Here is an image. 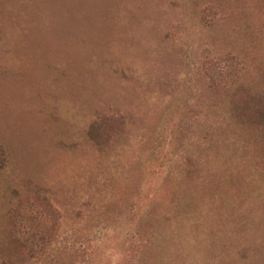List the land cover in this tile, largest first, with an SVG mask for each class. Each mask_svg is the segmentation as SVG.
<instances>
[{
    "label": "rangeland",
    "instance_id": "rangeland-1",
    "mask_svg": "<svg viewBox=\"0 0 264 264\" xmlns=\"http://www.w3.org/2000/svg\"><path fill=\"white\" fill-rule=\"evenodd\" d=\"M0 30V264H264V0H0Z\"/></svg>",
    "mask_w": 264,
    "mask_h": 264
},
{
    "label": "trees",
    "instance_id": "trees-1",
    "mask_svg": "<svg viewBox=\"0 0 264 264\" xmlns=\"http://www.w3.org/2000/svg\"><path fill=\"white\" fill-rule=\"evenodd\" d=\"M0 37H1V30H0ZM0 154H1V156L2 155H5V152H4V150L3 149H1L0 148ZM0 165H1V163H0ZM188 172L189 173H192V169H191V167H188ZM205 182V180L203 181V183ZM190 186V185H189ZM191 187V186H190ZM203 187V189H202V192H204L203 193V195L201 196V198H202V201H203V203L205 204L204 206V208H203V213H204V215H205V217L204 218H206V220H197V218L195 217V216H185V215H181V217H182V221L183 222H187V223H190V222H192V223H194V225H199L198 224V222H203V223H207L208 222V220L210 219V211H211V206H210V203H211V200L209 199V195H207V194H209L210 193V191H209V187H208V184L206 183L205 185H203L202 186ZM174 203H175V201H174ZM44 207H51L47 202H46V205H43ZM52 209V208H51ZM53 210V209H52ZM52 213H54L55 211H51ZM171 218H172V215L170 216ZM189 217V218H188ZM170 218V219H171ZM211 220H209V222H210ZM200 222V223H201ZM31 247H33V246H31Z\"/></svg>",
    "mask_w": 264,
    "mask_h": 264
}]
</instances>
